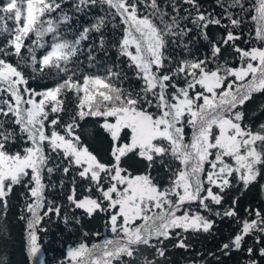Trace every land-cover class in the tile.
Listing matches in <instances>:
<instances>
[{
  "label": "snow or ice",
  "instance_id": "snow-or-ice-1",
  "mask_svg": "<svg viewBox=\"0 0 264 264\" xmlns=\"http://www.w3.org/2000/svg\"><path fill=\"white\" fill-rule=\"evenodd\" d=\"M65 3L66 0H4L0 4V34H8L6 43L0 47V207L3 208L0 218L6 220L13 187L23 184L32 198L26 204L30 214L26 223V251L31 264H42L37 226L44 216L61 213V208L49 201L44 215L39 214L44 208L43 192L47 187L42 173L45 169L49 174L55 171L47 166L51 157L46 154L45 145L68 161L63 168L65 174L71 167L77 168V175L89 181L87 191L91 192L94 186L100 194L96 198L77 199L73 186L67 197L70 205L82 209L89 217L97 212L110 213L111 232L118 236L102 245L89 247L81 243L70 248L69 264H113V261L125 264L121 259L124 256L129 258L127 264H135L141 246L164 257L165 250L158 245L170 239L173 230L208 233L213 228L214 221L207 216L183 210L194 202L217 217L236 216L235 199L222 215L211 205L222 204L221 193L231 188L233 181L247 190L264 176V124L254 131L245 123L243 110L255 93H264V47L245 50L233 43L241 65L220 64L217 57L222 46L240 39L228 30L220 43H211V57L177 62L167 55L170 44L188 49L184 38L193 31L189 25L195 26L205 40L209 25H222L221 18L201 11L197 0H170L169 4H163L162 0H74L68 6L75 13L87 14L86 10L99 6L103 15L97 14L94 22L82 26L73 39H64L59 25L73 20L64 10ZM217 3L228 21L222 26L239 28L242 20L230 9L248 11L243 0H227L226 5L225 0ZM182 5L190 7L182 10ZM58 10L59 20H53L51 14ZM250 10L255 12L252 19L257 21L255 38L264 42V0H256ZM117 18L123 28L114 46L119 56L127 58L135 78L142 82L138 88H125L119 82L122 74L112 68L105 76L82 74L74 60L82 42L92 32L100 33L98 44L104 50L103 30L109 25L117 29ZM8 20L15 27L9 29ZM30 33L35 35L32 45L39 47H44L46 35L52 36L50 48L40 58L32 45H25ZM25 48L28 56L22 54ZM91 51L90 48L89 60L94 59ZM7 56L17 57V63L3 58ZM211 63L216 66L209 67ZM21 65L30 68L33 74L55 70L61 79L54 87L36 91L28 87L29 78ZM68 93L77 98L72 111L65 108ZM153 108L155 111L150 110ZM62 113L68 115L66 121ZM88 117L103 118L100 127L112 141L111 163L102 162L83 143L80 122ZM186 128L192 130L189 141ZM124 133L128 136L126 143L121 142ZM13 147L18 150L12 151ZM133 152L147 162L149 170L159 164L170 173L167 186L154 182L150 172L132 175L122 167V158ZM225 157L231 158L232 163ZM205 165L209 166L207 170ZM214 187L219 192H214ZM261 190L264 191V185ZM255 217L244 220L240 231L221 245L225 254L242 250L245 236L264 233V213L256 210ZM20 219L25 217L22 215ZM137 220L142 223L136 224ZM8 234L7 223L0 222V237L6 238ZM260 239L257 237L258 243ZM176 247L186 249L188 245L180 239ZM93 250H99L100 254L93 257ZM253 251L248 248V255L252 256ZM259 256L264 257V247L259 249ZM0 264H6V260L0 258ZM139 264L156 261L145 256ZM248 264L258 261L252 259Z\"/></svg>",
  "mask_w": 264,
  "mask_h": 264
},
{
  "label": "trees",
  "instance_id": "trees-1",
  "mask_svg": "<svg viewBox=\"0 0 264 264\" xmlns=\"http://www.w3.org/2000/svg\"><path fill=\"white\" fill-rule=\"evenodd\" d=\"M243 2L245 8L249 9L248 11H241L239 8L230 9L235 14V17L242 20L240 27L231 28L229 26V28H225L222 25L228 24V21L223 18V9L218 5L217 0H197L201 11L206 15L211 13L213 16L221 18L222 25H209L207 29L208 40L200 36L195 26L189 25V27L193 28V31L184 38L188 43V49H185L183 45L170 44L166 49V54L174 57L177 62L186 58L211 57V43H220L227 31L231 30L234 34L239 35L240 39L235 42H229L227 46H222L221 54L217 57V61L227 66L239 67L241 60L239 54L231 46L233 43L245 50L252 47H264V42L258 41L255 38L257 21L252 19L255 12L250 10L256 3V0H243ZM2 3H4V0H0V4ZM72 3H74V0H66L64 10L73 16V20L68 24H60L58 28L61 37L64 39H73L82 26L94 22L97 14L103 15L99 6L93 7L91 11L86 10L87 14L75 13L74 9L68 6ZM162 3L169 4L170 0H162ZM226 4L227 0H225ZM189 7V5L181 6L182 10ZM59 16V10L51 14L53 20H59ZM116 23L118 24L117 29H113L109 25L103 30L105 38L104 50L100 49L98 44L100 33H90V38L82 42L81 51L74 58L77 62L76 66L82 74L100 76H105L107 70L112 68L113 71L122 74V79L119 82L125 88H138L142 82L135 78L134 69L128 67L129 62L127 58L119 56L117 47L114 46L122 35L120 29L123 28V25H119V18H117ZM7 25L9 29L15 27L12 20H8ZM7 39V33L0 34V47L6 43ZM33 40H35V35L30 33L29 38L25 41V45H32ZM51 43L52 36L49 34L44 37V47L32 45L35 48L37 58L42 57L46 53ZM90 48L92 50L91 54L94 57L93 60L88 59ZM22 54L24 56L29 55L26 48L22 50ZM3 58L14 65L18 60L15 56ZM215 66V63L209 65V67ZM21 67L29 78L28 87L36 91H43L46 88L54 87L61 79L55 70H45L44 73L33 74L30 68L23 65ZM229 79L233 78L230 77ZM180 83H183L182 79ZM76 102V96L73 93H68L65 108L69 111L74 110ZM261 105H264V93H255L253 99L246 102L243 106L246 114L245 123L249 124L254 131L259 129L260 124H264V109L261 108ZM150 110L155 111L154 108ZM60 115L64 121L69 118L66 113ZM51 118L50 116L49 119ZM102 119L101 117L86 118L80 122L79 131L82 141L88 146L89 151L95 154L102 162L111 163L112 157L110 152L112 141L108 134L100 127ZM57 130L63 134L62 128L58 127ZM185 133L186 141H188L192 130L186 128ZM121 142H128L127 133L122 134ZM16 150H18L16 147L12 148V151ZM45 152L51 157L47 166L55 168V171L49 174L45 169L42 173L43 183L47 187H45L43 192L45 197L44 208L40 210L39 214L41 216L44 215V211L49 206V201L53 202V206H59L61 213L59 216L54 213L44 216L41 223L37 226L38 244L43 254L42 264H68V248L80 245L81 243H85L91 247L92 244H100L105 239H116L117 234L111 232V226L108 223L110 213L97 212L92 217H89L82 209H75L74 206L70 205L67 197L71 194L73 186L76 189L77 199H82L85 196L96 198L100 194L94 186H92L91 192L87 191V188L90 186L89 181L77 175V168L71 167L67 174L63 172V168L68 166V161L62 158V154L57 155L51 152L46 145ZM121 166L131 172L132 175L148 174L150 172V175L154 177V182L167 186L170 173L166 172L159 164L149 170L147 162L135 152L129 153L126 157L122 158ZM30 176L31 172L29 170V179ZM261 185H264V176L258 178V181L250 185L247 190H244L243 185L238 181H233V186L221 193L224 197L222 204L211 205L215 211L220 212L222 215L224 209L232 206L235 199L237 215L234 217L220 218L214 214L204 212L199 208L198 202L185 205L183 210L190 213L199 212L201 215L213 220V228L208 233L202 231L183 232L180 229L173 230L172 237L158 245L164 248V257H158L154 249L141 246L135 264H139L140 260L145 256L149 259H154L156 264H248V261L252 259L257 260L258 264H264V257L259 256V249L264 247V233L255 232L254 234L245 236L243 247L240 251H229L228 254H225L226 250H221V245L229 242L240 231L244 220L251 221L256 219V210L264 213V191L261 190ZM213 191L219 192V189L214 187ZM8 202L6 220L0 218V222L7 223L9 229V234L6 238L0 237V258L5 259L6 264H31L26 251V223L30 215L26 211V204L31 203L32 198L28 190L21 184L13 187V191L8 197ZM2 212L3 208L0 207V213ZM22 215L25 217L24 220L20 219ZM65 217H67V220H65ZM77 219L79 223L76 222ZM139 222L137 220L136 224ZM257 237L261 238L259 243L257 242ZM180 239H183L184 243L188 245L186 249L176 247ZM153 243L157 242L153 241ZM248 248L254 249L252 256L248 255ZM98 253L99 250H93V256ZM121 259L125 264L129 261V258L126 256ZM113 264H120V262L113 261Z\"/></svg>",
  "mask_w": 264,
  "mask_h": 264
},
{
  "label": "rangeland",
  "instance_id": "rangeland-1",
  "mask_svg": "<svg viewBox=\"0 0 264 264\" xmlns=\"http://www.w3.org/2000/svg\"><path fill=\"white\" fill-rule=\"evenodd\" d=\"M37 99H39V97H37ZM191 136H192V133H191V135L189 136V140L191 139ZM188 140V141H189ZM225 160L226 161H228L229 163H232V161H231V158H230V160H229V157L227 158V157H225ZM208 165H205V168H206V170L208 169ZM205 187H207V185H205ZM184 211H186V210H184ZM140 223H142V221H140L138 224H140ZM116 239L118 238V236L117 237H115ZM105 240H109V239H105ZM104 240V241H105ZM111 240H115V239H111ZM104 241L102 242V243H100V245H102L103 243H104ZM79 245H77V246H74V247H71V248H75V247H78ZM70 248H68L67 249V253H68V250H69ZM96 251V250H95ZM98 251V250H97ZM100 254V252L98 253V254H95L93 257H95V256H97V255H99ZM42 258H43V254H42V251L40 252V254H39V261H42ZM69 264V263H68Z\"/></svg>",
  "mask_w": 264,
  "mask_h": 264
}]
</instances>
